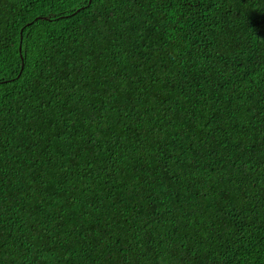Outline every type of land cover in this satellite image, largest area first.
Returning a JSON list of instances; mask_svg holds the SVG:
<instances>
[{
	"label": "trees",
	"instance_id": "obj_1",
	"mask_svg": "<svg viewBox=\"0 0 264 264\" xmlns=\"http://www.w3.org/2000/svg\"><path fill=\"white\" fill-rule=\"evenodd\" d=\"M0 264H264V0H0Z\"/></svg>",
	"mask_w": 264,
	"mask_h": 264
}]
</instances>
